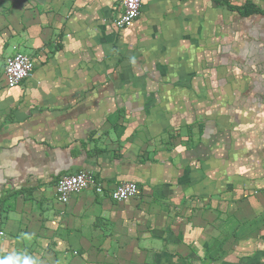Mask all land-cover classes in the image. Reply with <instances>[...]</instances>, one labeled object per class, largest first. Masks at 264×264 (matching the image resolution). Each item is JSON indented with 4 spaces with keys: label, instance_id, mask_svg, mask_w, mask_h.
Returning <instances> with one entry per match:
<instances>
[{
    "label": "crops",
    "instance_id": "crops-1",
    "mask_svg": "<svg viewBox=\"0 0 264 264\" xmlns=\"http://www.w3.org/2000/svg\"><path fill=\"white\" fill-rule=\"evenodd\" d=\"M7 1L0 260L63 264L64 251L152 246L153 223L174 215L182 224L168 234L167 261L175 264L171 251L198 236L182 257L188 262L201 256L203 236L212 239L202 224L212 210L202 208L199 218L192 209L207 199L204 179L217 184L211 199L229 190L250 199L259 222L241 228L264 254V0H144L122 29L112 24L120 0ZM15 51L34 68L7 88L3 64ZM79 171L107 190L133 181L137 198L116 203L85 190L58 203L57 179ZM139 215L145 223L136 224ZM130 234L136 243L126 246ZM92 258L67 264H99Z\"/></svg>",
    "mask_w": 264,
    "mask_h": 264
},
{
    "label": "rangeland",
    "instance_id": "rangeland-1",
    "mask_svg": "<svg viewBox=\"0 0 264 264\" xmlns=\"http://www.w3.org/2000/svg\"><path fill=\"white\" fill-rule=\"evenodd\" d=\"M13 2L17 3V1L20 0H12ZM7 0H0L1 8H0V20L2 15L6 12V6H7ZM5 6V7H4ZM4 10V11H3ZM22 52V51H21ZM25 53V52H24ZM195 139V138H194ZM192 139V140H194ZM223 157V156H222ZM225 181V180H224ZM215 181L212 180H203V196L207 198L206 200L203 199V207L200 206L202 204L195 203L196 206H193V212L197 213L194 215V217L201 218V215L199 213V210L203 208L205 209H211V212H208L205 214V210L203 212L204 219L202 224L207 223V226L204 228H207L208 232L212 233L210 236L212 237L210 243L208 242V237L203 236L206 238L205 241H203V247L202 252L200 253L201 256H198V258L191 259L190 256L188 262H185V260L182 259L186 253H193L192 251H189V246L193 244V240L199 241L200 239H193V240H185V242H182L181 246L179 248H176L177 250L171 251L172 259L173 256H176L177 262L175 264H222V255L224 256L226 254V261L223 262V264H264V254H261V250H255L254 248H251V246L254 245L252 241L254 240L255 236L252 235L251 231L249 233V229L241 228L242 226H246L248 222H259V219L257 218V215H254L257 211L254 210L255 208L251 207L250 199L247 200H238L237 198H233V192L224 191L225 193L219 194L218 197H212L210 196V192L217 187V184L214 183ZM232 182V181H230ZM226 184V183H225ZM211 185L212 187L208 186ZM88 191H91L94 193V191L90 189H86ZM85 191V190H83ZM82 192V191H81ZM79 194V193H78ZM95 194V193H94ZM198 197V194H193L192 196ZM137 196V195H136ZM134 197V200L137 197ZM255 198L257 197L256 194H253ZM261 197V196H259ZM259 197L256 198V201L259 200ZM217 203L212 202L213 199H217ZM253 199V197H251ZM208 199H211L208 201ZM262 201V200H261ZM261 201H258V205H262ZM207 203V205H205ZM255 207V206H254ZM181 217V213L179 214ZM179 216V217H180ZM259 216V215H258ZM141 215L138 216V219H134L136 224L138 223H145V221L140 220ZM176 217V216H175ZM173 216L167 217L165 220V224L159 223L156 221L153 223V226L158 229V232H156L157 235H153L154 244L152 246L143 245L142 247H127L125 251H117V252H104L103 250L101 252H85L82 253L84 255H81L80 252H70L64 251L62 257H60V261L63 264H67L69 261H81L80 259H84L86 257L87 260H91V256L94 255L95 261L99 264H102L103 262H109L110 264H170L168 262V257L170 255V252L168 253L169 246L166 244H169V241L167 240V237L169 233L171 234L172 230L175 229V226H178L179 224H182L179 222L176 218ZM195 224H200L201 221L199 219L194 220ZM213 225H211V224ZM145 226L150 231V227H148L146 224ZM212 226L214 229L212 230ZM143 228V224L141 225ZM141 227L137 228V238H139V230ZM238 228L240 230H238ZM147 230V231H148ZM218 232V234H217ZM151 237V236H150ZM136 238V239H137ZM149 238V237H148ZM217 238V239H216ZM132 239V241H130ZM130 239L127 241V244H135L136 240L134 239L133 234H130ZM257 239V237H256ZM219 240V241H218ZM51 243V242H49ZM54 243V241L52 242ZM151 244V242H150ZM205 244V245H204ZM210 245V246H209ZM217 245H220V251L215 252L213 249V246L217 247ZM209 246V249H208ZM71 247L67 244L64 246V250H68ZM156 248L158 251H156ZM208 249V250H207ZM213 249V251H212ZM72 250V248H71ZM188 251V252H187ZM227 251V252H225ZM225 252V253H223ZM44 254V253H42ZM159 254V255H158ZM258 254V255H257ZM70 255V256H69ZM81 255V256H80ZM221 256V257H220ZM90 257V258H89ZM234 258V259H233ZM179 259H182L183 261ZM229 259H233L229 260ZM115 261H119L118 263ZM170 261V260H169ZM107 263V264H109ZM174 264V263H171Z\"/></svg>",
    "mask_w": 264,
    "mask_h": 264
},
{
    "label": "built area",
    "instance_id": "built-area-1",
    "mask_svg": "<svg viewBox=\"0 0 264 264\" xmlns=\"http://www.w3.org/2000/svg\"><path fill=\"white\" fill-rule=\"evenodd\" d=\"M143 1L120 0L119 5L122 12L112 20L113 26L117 29L131 26L139 15ZM33 68L34 62L29 55L15 51L4 60L2 71L4 85L7 88L16 87L29 76ZM86 189H90L98 195L107 193V196L116 203L134 198L138 193L137 185L133 181L121 182L114 188L107 190L92 173L79 171L71 175H62L57 179L55 184V199L58 203L64 205L68 203L72 196Z\"/></svg>",
    "mask_w": 264,
    "mask_h": 264
},
{
    "label": "clouds",
    "instance_id": "clouds-1",
    "mask_svg": "<svg viewBox=\"0 0 264 264\" xmlns=\"http://www.w3.org/2000/svg\"><path fill=\"white\" fill-rule=\"evenodd\" d=\"M0 264H21V262L19 258L9 256L4 260H0ZM22 264H38V261L32 257H25L22 261Z\"/></svg>",
    "mask_w": 264,
    "mask_h": 264
},
{
    "label": "water",
    "instance_id": "water-1",
    "mask_svg": "<svg viewBox=\"0 0 264 264\" xmlns=\"http://www.w3.org/2000/svg\"><path fill=\"white\" fill-rule=\"evenodd\" d=\"M38 3H43L45 0H35Z\"/></svg>",
    "mask_w": 264,
    "mask_h": 264
},
{
    "label": "trees",
    "instance_id": "trees-1",
    "mask_svg": "<svg viewBox=\"0 0 264 264\" xmlns=\"http://www.w3.org/2000/svg\"><path fill=\"white\" fill-rule=\"evenodd\" d=\"M1 203V202H0ZM0 206H1V204H0Z\"/></svg>",
    "mask_w": 264,
    "mask_h": 264
}]
</instances>
